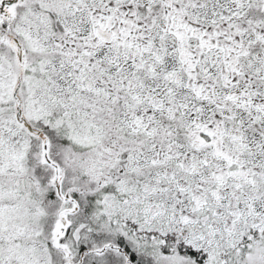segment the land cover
<instances>
[{
	"label": "snow or ice",
	"instance_id": "snow-or-ice-1",
	"mask_svg": "<svg viewBox=\"0 0 264 264\" xmlns=\"http://www.w3.org/2000/svg\"><path fill=\"white\" fill-rule=\"evenodd\" d=\"M0 264H264V0H0Z\"/></svg>",
	"mask_w": 264,
	"mask_h": 264
}]
</instances>
